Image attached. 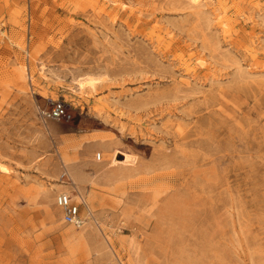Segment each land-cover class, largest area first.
I'll list each match as a JSON object with an SVG mask.
<instances>
[{"label": "rangeland", "instance_id": "obj_1", "mask_svg": "<svg viewBox=\"0 0 264 264\" xmlns=\"http://www.w3.org/2000/svg\"><path fill=\"white\" fill-rule=\"evenodd\" d=\"M23 1L0 34V264H264V0ZM56 187L98 225L63 224Z\"/></svg>", "mask_w": 264, "mask_h": 264}, {"label": "built area", "instance_id": "obj_2", "mask_svg": "<svg viewBox=\"0 0 264 264\" xmlns=\"http://www.w3.org/2000/svg\"><path fill=\"white\" fill-rule=\"evenodd\" d=\"M0 34L5 36V28L3 24H0ZM45 117L51 119H61L66 117L64 103L60 101L53 102V107L49 112L44 113ZM97 161L102 160V155L97 153L95 155ZM63 183L71 186V180L66 172H63L59 177V183ZM61 183V184H62ZM54 205L60 212V218L63 224L70 226L74 230L83 229L88 223L98 225L95 212L89 206L85 196L81 192L77 191L76 187L71 188L69 191L59 192L54 197ZM93 217V221L90 222L89 217Z\"/></svg>", "mask_w": 264, "mask_h": 264}, {"label": "crops", "instance_id": "obj_3", "mask_svg": "<svg viewBox=\"0 0 264 264\" xmlns=\"http://www.w3.org/2000/svg\"><path fill=\"white\" fill-rule=\"evenodd\" d=\"M26 5H27L26 2H24L23 0H0V20L5 19L10 24V28L6 30V36L9 40H11L12 38L14 40H18L20 37L17 27L18 25H20L22 18L25 15L24 7H26ZM29 7L31 9V4H29ZM102 145H105V144H102ZM66 155L69 156V154H66ZM77 179L79 178L77 177ZM74 183L80 186L81 184L84 185V182L80 181V179L78 181H74ZM63 191H67V190H60L59 188L56 187L55 195ZM82 192L81 194L83 196L86 195L84 191Z\"/></svg>", "mask_w": 264, "mask_h": 264}, {"label": "bare ground", "instance_id": "obj_4", "mask_svg": "<svg viewBox=\"0 0 264 264\" xmlns=\"http://www.w3.org/2000/svg\"><path fill=\"white\" fill-rule=\"evenodd\" d=\"M93 80V79H92ZM86 83V82H85ZM89 83V85L90 86H93V81H89L88 82ZM96 83V82H95ZM84 84V83H83ZM86 85V84H85ZM88 85V86H89ZM81 86V85H80ZM122 154L123 155V157H124V160L123 161H117V159H116V157H117V155L118 154ZM113 154V153H112ZM135 159V157L134 156H132V155H130V154H128V153H125V152H121V151H119V150H115V152H114V159H113V163H111V165H112V168H117V165H124V166H128L129 165V163L132 161V160H134ZM91 218H93L92 216L91 217H89V220H92Z\"/></svg>", "mask_w": 264, "mask_h": 264}]
</instances>
